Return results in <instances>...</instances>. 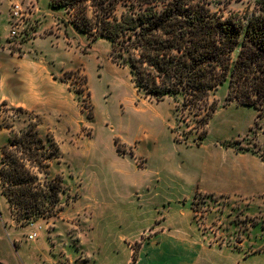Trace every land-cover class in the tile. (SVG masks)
<instances>
[{
    "label": "rangeland",
    "instance_id": "374dc122",
    "mask_svg": "<svg viewBox=\"0 0 264 264\" xmlns=\"http://www.w3.org/2000/svg\"><path fill=\"white\" fill-rule=\"evenodd\" d=\"M20 1L29 14L11 35L0 0V158L6 127L18 132L36 115L58 144L50 169L66 192L59 218L21 226L0 185V264H129L161 226L175 242L212 243L201 264H264V114L227 102L224 83L198 125L174 98L138 95L110 43L92 42L63 8ZM254 2L214 10L242 13Z\"/></svg>",
    "mask_w": 264,
    "mask_h": 264
},
{
    "label": "trees",
    "instance_id": "16d2710c",
    "mask_svg": "<svg viewBox=\"0 0 264 264\" xmlns=\"http://www.w3.org/2000/svg\"><path fill=\"white\" fill-rule=\"evenodd\" d=\"M231 1L50 0L49 5L63 8L92 42L110 43L111 61L129 68L138 95L156 102L172 97L176 111L191 110L205 126L216 110L210 95L224 83L227 102L264 114V0L242 13L214 10ZM32 116L18 132L6 127L11 136L1 147V192L21 226L59 217L66 192L62 176H52L50 169L58 144L40 134V119ZM136 260L134 251L129 264Z\"/></svg>",
    "mask_w": 264,
    "mask_h": 264
},
{
    "label": "crops",
    "instance_id": "0c3cea01",
    "mask_svg": "<svg viewBox=\"0 0 264 264\" xmlns=\"http://www.w3.org/2000/svg\"><path fill=\"white\" fill-rule=\"evenodd\" d=\"M3 102L6 101L4 100ZM19 104L20 103H15L14 105L17 106ZM7 204L9 207L8 201ZM152 231H155V229H149L147 232V241L142 244L139 258L134 264H201L199 262V259L201 261L199 256L209 250L212 251V243L206 245L197 241L194 243L173 241L172 239H174V237L171 231L163 226H161V228L159 227L158 232L154 234L151 233ZM128 261L129 260H127L125 264H127Z\"/></svg>",
    "mask_w": 264,
    "mask_h": 264
},
{
    "label": "built area",
    "instance_id": "2783aa9c",
    "mask_svg": "<svg viewBox=\"0 0 264 264\" xmlns=\"http://www.w3.org/2000/svg\"><path fill=\"white\" fill-rule=\"evenodd\" d=\"M10 6V18H11V35L17 34V28L21 22L24 21L25 17L29 14L27 8L20 0H8ZM36 234L29 235V240H33Z\"/></svg>",
    "mask_w": 264,
    "mask_h": 264
}]
</instances>
